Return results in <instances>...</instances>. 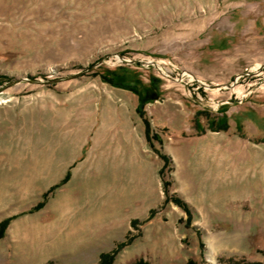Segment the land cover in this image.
Instances as JSON below:
<instances>
[{"label": "rangeland", "instance_id": "rangeland-1", "mask_svg": "<svg viewBox=\"0 0 264 264\" xmlns=\"http://www.w3.org/2000/svg\"><path fill=\"white\" fill-rule=\"evenodd\" d=\"M7 218L0 264H264V0H0Z\"/></svg>", "mask_w": 264, "mask_h": 264}, {"label": "trees", "instance_id": "trees-1", "mask_svg": "<svg viewBox=\"0 0 264 264\" xmlns=\"http://www.w3.org/2000/svg\"><path fill=\"white\" fill-rule=\"evenodd\" d=\"M130 72L127 71L125 66H120L113 70H106L103 73H100L101 78L103 81L118 87V88H124L127 90L132 91L134 94H136L139 98V106H138V113L141 117L145 116L144 107L147 103L153 101V99L159 98V95L154 92L155 87L154 86H143L141 85L140 80L136 78V76H133L129 74ZM6 78V77H5ZM152 93V94H151ZM227 111L226 108L222 109L221 116H211L208 115V129L213 132H227L230 128L229 119L224 114ZM198 115H201V112L197 113ZM197 127L200 126L199 120L196 118ZM202 131H205L203 127H201ZM148 138L151 139L150 132H148ZM164 158L169 159L167 156H164ZM70 178V175L68 174L65 181H67ZM44 203H40L37 205L34 210H39L42 208ZM13 218H7L0 222V240L3 239L6 235L7 229L12 222ZM114 257V253L110 254H104L102 255V259L99 264H111Z\"/></svg>", "mask_w": 264, "mask_h": 264}, {"label": "crops", "instance_id": "crops-1", "mask_svg": "<svg viewBox=\"0 0 264 264\" xmlns=\"http://www.w3.org/2000/svg\"><path fill=\"white\" fill-rule=\"evenodd\" d=\"M68 174H70V172H68V173L65 175V177L63 178V180L61 181L60 184L53 186L51 189L58 188L59 186L63 185L64 183H67L69 180H68V181H65V179H66V177H67ZM51 189L49 190V192L51 191ZM7 230H8V229H7Z\"/></svg>", "mask_w": 264, "mask_h": 264}, {"label": "water", "instance_id": "water-1", "mask_svg": "<svg viewBox=\"0 0 264 264\" xmlns=\"http://www.w3.org/2000/svg\"><path fill=\"white\" fill-rule=\"evenodd\" d=\"M123 61L125 62V63H127V64H133V63H136V61H131V60H125V59H123ZM208 87H210V88H223V86L221 85H219V86H214V87H212V86H208Z\"/></svg>", "mask_w": 264, "mask_h": 264}]
</instances>
